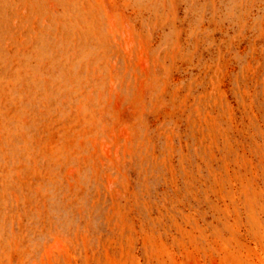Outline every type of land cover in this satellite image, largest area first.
<instances>
[{
  "label": "rangeland",
  "instance_id": "374dc122",
  "mask_svg": "<svg viewBox=\"0 0 264 264\" xmlns=\"http://www.w3.org/2000/svg\"><path fill=\"white\" fill-rule=\"evenodd\" d=\"M0 264H264V0H0Z\"/></svg>",
  "mask_w": 264,
  "mask_h": 264
}]
</instances>
